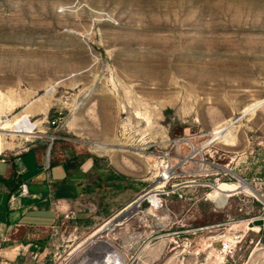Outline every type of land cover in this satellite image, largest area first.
<instances>
[{
    "label": "rangeland",
    "instance_id": "rangeland-1",
    "mask_svg": "<svg viewBox=\"0 0 264 264\" xmlns=\"http://www.w3.org/2000/svg\"><path fill=\"white\" fill-rule=\"evenodd\" d=\"M0 115L101 216L155 194L135 264H264V0H0ZM222 169L251 190L218 207Z\"/></svg>",
    "mask_w": 264,
    "mask_h": 264
},
{
    "label": "crops",
    "instance_id": "crops-1",
    "mask_svg": "<svg viewBox=\"0 0 264 264\" xmlns=\"http://www.w3.org/2000/svg\"><path fill=\"white\" fill-rule=\"evenodd\" d=\"M2 155V154H0ZM42 153L29 148L0 157V264H42L53 249L56 217L52 200H90V185L61 163L43 168ZM24 183L27 193H20ZM11 197H14L11 200ZM83 230L93 227L86 212H77Z\"/></svg>",
    "mask_w": 264,
    "mask_h": 264
},
{
    "label": "built area",
    "instance_id": "built-area-1",
    "mask_svg": "<svg viewBox=\"0 0 264 264\" xmlns=\"http://www.w3.org/2000/svg\"><path fill=\"white\" fill-rule=\"evenodd\" d=\"M43 168L48 176L47 161ZM169 172L165 169L166 174H162L161 179H169ZM219 177L233 176L230 171L222 169ZM219 177L216 181L220 180ZM216 181L209 186L212 187ZM20 193H27L26 184L20 185ZM149 193L142 192L107 217L101 216L100 207L91 200H74L73 205H69L66 200H52L57 222L54 226L55 238L52 241L53 249L42 264H135L141 248L140 234L136 229H127L121 238L118 235L123 228L137 220L141 221L144 211L162 207L159 200L145 197ZM144 203H147V208ZM80 211L88 213L93 220L94 225L89 230L81 229L76 222V214Z\"/></svg>",
    "mask_w": 264,
    "mask_h": 264
},
{
    "label": "bare ground",
    "instance_id": "bare-ground-1",
    "mask_svg": "<svg viewBox=\"0 0 264 264\" xmlns=\"http://www.w3.org/2000/svg\"><path fill=\"white\" fill-rule=\"evenodd\" d=\"M254 105H250L246 108H244L242 110V114H245L246 112H249ZM3 115H0V123L5 122L4 118H2ZM228 127V123L224 122L220 125H218L216 128H214L213 131L210 132L212 139L213 140H218V139H224L225 138V130ZM2 128V126L0 125V129ZM3 134L0 133V151H3L5 149H9L10 145L7 144L6 142H4L3 140ZM97 148H99V150L102 151H108L109 148L102 143H98L97 144ZM233 176L235 177V182H221L218 183L217 186H215V189L212 191V193L210 194V197L215 201H212L213 203H215L218 207H222L226 204L227 199L232 195V193L238 189H244V190H251L250 186L241 178H236V175L233 174ZM251 192V191H249ZM229 193L230 196H229ZM229 196V197H228ZM145 197L149 200H156L155 194L153 193H149L146 194ZM227 197V198H226ZM209 198V195H208ZM226 198V200H225ZM210 199V198H209Z\"/></svg>",
    "mask_w": 264,
    "mask_h": 264
}]
</instances>
